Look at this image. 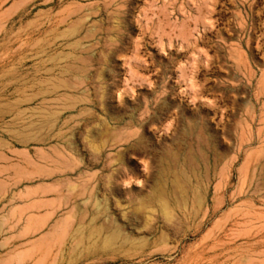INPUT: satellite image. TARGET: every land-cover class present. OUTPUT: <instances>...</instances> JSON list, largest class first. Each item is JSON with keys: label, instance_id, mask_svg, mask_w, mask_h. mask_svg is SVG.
Returning a JSON list of instances; mask_svg holds the SVG:
<instances>
[{"label": "rangeland", "instance_id": "obj_1", "mask_svg": "<svg viewBox=\"0 0 264 264\" xmlns=\"http://www.w3.org/2000/svg\"><path fill=\"white\" fill-rule=\"evenodd\" d=\"M254 105L264 0H0V264H264Z\"/></svg>", "mask_w": 264, "mask_h": 264}, {"label": "crops", "instance_id": "obj_2", "mask_svg": "<svg viewBox=\"0 0 264 264\" xmlns=\"http://www.w3.org/2000/svg\"><path fill=\"white\" fill-rule=\"evenodd\" d=\"M228 44L227 46L225 43H218L217 47L218 50L214 52H210L209 48L211 47L208 42H204L199 45L200 48V58L202 62H209L210 58H220L221 53L223 57H227L228 59L232 60L233 71L236 73H241L244 71L248 73L251 69V65L249 64H241V58L245 56L246 52L242 51L240 45H236V43ZM222 51V52H221ZM220 70V69H218ZM258 105H254V107L244 110H253V111H264V107H257ZM264 106V105H263ZM233 111H240L241 108L239 107H231ZM20 210L23 213V218L25 223L30 229L39 231L41 230V224L43 221H46L52 217H54L57 213V208L52 207L50 205H46L42 201H32V202H25L23 206H20Z\"/></svg>", "mask_w": 264, "mask_h": 264}]
</instances>
